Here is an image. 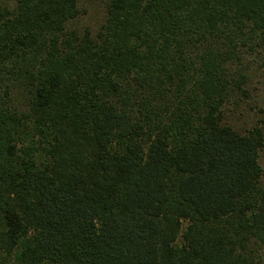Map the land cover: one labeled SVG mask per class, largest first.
Returning a JSON list of instances; mask_svg holds the SVG:
<instances>
[{
  "label": "trees",
  "instance_id": "1",
  "mask_svg": "<svg viewBox=\"0 0 264 264\" xmlns=\"http://www.w3.org/2000/svg\"><path fill=\"white\" fill-rule=\"evenodd\" d=\"M0 0V264H264V0ZM262 114V113H261Z\"/></svg>",
  "mask_w": 264,
  "mask_h": 264
},
{
  "label": "rangeland",
  "instance_id": "2",
  "mask_svg": "<svg viewBox=\"0 0 264 264\" xmlns=\"http://www.w3.org/2000/svg\"><path fill=\"white\" fill-rule=\"evenodd\" d=\"M13 5L14 0H1ZM107 0H77L79 15L68 23V27L77 32L89 29L93 33L102 21L103 8ZM252 80L248 85L249 98L238 101V105H230L224 113V119L241 131L264 121V74L252 71ZM262 113V114H261ZM260 164L264 170V147L260 153ZM259 257L264 258V248L257 249Z\"/></svg>",
  "mask_w": 264,
  "mask_h": 264
}]
</instances>
